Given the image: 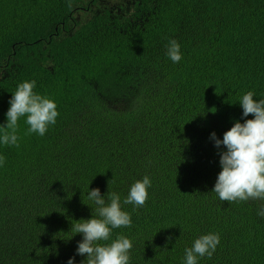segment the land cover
Returning <instances> with one entry per match:
<instances>
[{"label": "trees", "instance_id": "16d2710c", "mask_svg": "<svg viewBox=\"0 0 264 264\" xmlns=\"http://www.w3.org/2000/svg\"><path fill=\"white\" fill-rule=\"evenodd\" d=\"M32 80L59 116L43 136L21 117L19 147L0 143V264H81L71 227L95 215L87 191L123 205L145 175L146 204L123 205L131 227L101 243L123 234L130 264H185V248L218 233L198 264H264V200L219 199L226 149L210 139L254 118L239 104L248 91L264 99V0H0V126Z\"/></svg>", "mask_w": 264, "mask_h": 264}, {"label": "clouds", "instance_id": "9594fccd", "mask_svg": "<svg viewBox=\"0 0 264 264\" xmlns=\"http://www.w3.org/2000/svg\"><path fill=\"white\" fill-rule=\"evenodd\" d=\"M180 47L176 39L168 41L167 55L173 63L182 59ZM35 85V80L24 81L12 94L6 113L7 123L0 126V143L19 147L17 132L21 117L25 118L28 125L25 135L36 133L43 136L49 126L56 123L59 112L55 101L34 92ZM253 97L254 93L250 90L239 102L243 117L251 114L253 119H246L243 123L234 122L223 133L222 140L216 138L215 132L210 134L217 148L223 145L226 149L219 153L221 171L212 189L221 201L264 200V99L257 101ZM5 161L6 158L0 155V167ZM150 187L151 180L147 175L135 181L123 205H133V211L143 207ZM105 197L99 188L87 191L86 199L95 205V215L92 210L90 219H81L72 224V236H83L82 241L78 242L76 253L86 255V260L81 264H130L133 248L130 238L119 234L110 243H101L109 241L112 229L131 227L132 224L131 214L123 210L120 195L108 192L107 201ZM258 215L264 216V208ZM219 243L218 233L201 235L191 248H185V264H198V257L211 258ZM67 264H74V258H69Z\"/></svg>", "mask_w": 264, "mask_h": 264}, {"label": "flooded vegetation", "instance_id": "af4514ba", "mask_svg": "<svg viewBox=\"0 0 264 264\" xmlns=\"http://www.w3.org/2000/svg\"><path fill=\"white\" fill-rule=\"evenodd\" d=\"M125 4V3H124Z\"/></svg>", "mask_w": 264, "mask_h": 264}]
</instances>
